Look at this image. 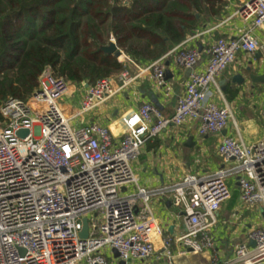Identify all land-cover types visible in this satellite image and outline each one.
<instances>
[{
	"label": "built area",
	"instance_id": "obj_1",
	"mask_svg": "<svg viewBox=\"0 0 264 264\" xmlns=\"http://www.w3.org/2000/svg\"><path fill=\"white\" fill-rule=\"evenodd\" d=\"M235 16L250 26L236 38L220 37L209 45L203 71L196 70L200 52L185 42L145 65L123 54L119 60L125 71L88 87L56 77L46 68L27 100L11 98L2 105L0 264H108L107 251L114 250L127 264L156 254L162 230L150 215V193L138 188L137 193L124 194L121 188L137 184L134 163L146 143L166 128L199 120L198 134L203 137L221 133L230 121L236 125L230 107L216 102V97L223 99L219 78L242 53L264 56V42L255 35L264 29V0H242ZM220 26L199 34H210ZM172 54L180 67L191 72L173 117L164 118L145 103L123 118L118 142L98 118L90 122L89 116L141 78L151 76L158 87L169 90L165 61ZM258 65L264 63L255 59L248 63V67ZM130 66L138 70L136 75ZM21 131L28 134L18 135ZM218 154L224 163L234 164L241 204L264 211V141L246 145L225 137ZM228 176L226 170L212 177L188 175L172 188L174 206L182 211L185 224V232L174 241L179 256L215 251L216 215L231 198ZM139 198L141 212H137ZM85 218L90 233L83 240ZM249 239L256 247L240 244L227 264H264V227L253 230ZM162 243V252L172 263V241Z\"/></svg>",
	"mask_w": 264,
	"mask_h": 264
},
{
	"label": "crops",
	"instance_id": "obj_2",
	"mask_svg": "<svg viewBox=\"0 0 264 264\" xmlns=\"http://www.w3.org/2000/svg\"><path fill=\"white\" fill-rule=\"evenodd\" d=\"M241 1L227 0L228 6L222 20L188 35L185 40L186 46L200 52L197 71H203L207 65L209 58L206 49L209 45L220 37L236 38L250 26L235 16ZM221 24L217 31L200 35ZM255 35L260 42H264V29ZM254 59L264 63L262 54H257L254 58L245 53L238 55L235 62L219 78L220 84L225 83L226 91L222 90L223 99L216 97V102L219 106L230 107L236 125L230 121L228 127L221 133L201 137L198 134L201 122L188 121L180 127L166 128L146 143L133 165L138 182L129 186L124 194L137 193L138 188H144L150 193V215L161 228L162 237L157 238V252L151 259L144 262L134 260L127 264H227V261L233 259L236 247L244 243L251 246L250 233L264 227V211L257 208L249 209L241 204L238 177L232 172L234 164L224 163L218 154V146L225 137L240 139L246 145L264 141V119L261 117V111L264 109V85L253 84L248 80L240 87L232 81L236 75L246 76L248 63ZM165 67L169 90L158 87L151 76H146L102 108L103 124L111 128L117 142L124 132L123 118L137 111L145 103L153 105L164 118L175 115L178 100L184 93L191 72L180 67L173 54L167 57ZM129 71L132 75L138 73L134 66H130ZM263 73L264 68L258 72L259 75ZM190 138H193L192 146L188 144ZM219 170L229 172L227 180L231 198L222 205L216 215L217 225L213 231L215 251L179 256V247L174 241L185 232V224L182 211L174 206L172 188L188 175L212 177ZM142 210L143 202L139 198L137 212ZM163 239L172 241L171 249L175 253L172 263L167 261L162 252ZM107 262L122 264L111 251H107Z\"/></svg>",
	"mask_w": 264,
	"mask_h": 264
},
{
	"label": "trees",
	"instance_id": "obj_3",
	"mask_svg": "<svg viewBox=\"0 0 264 264\" xmlns=\"http://www.w3.org/2000/svg\"><path fill=\"white\" fill-rule=\"evenodd\" d=\"M225 0H0V109L27 100L46 68L95 84L126 66L101 48L115 39L138 64L160 60L223 19ZM4 119L0 112V125Z\"/></svg>",
	"mask_w": 264,
	"mask_h": 264
},
{
	"label": "water",
	"instance_id": "obj_4",
	"mask_svg": "<svg viewBox=\"0 0 264 264\" xmlns=\"http://www.w3.org/2000/svg\"><path fill=\"white\" fill-rule=\"evenodd\" d=\"M101 50L104 53L108 54V55L115 56L117 59H120L123 56V52L118 49V46H117L116 42H111L108 46L102 47ZM263 67H264V65H258L256 67L249 66V67L246 68V74H245L246 76H244L243 74L236 75V76H234L232 81H233V83L235 85H238L240 87L245 85L248 80L251 83H253V84L264 85V73L261 74V75L258 74V72L261 69H263ZM220 85L222 86V90L226 91L225 83H222ZM86 87H88V84H86ZM26 134H28V132H26V131H21V132L18 133V135H20V136H24ZM188 144L190 146L193 145V138L189 139V143ZM126 190L127 189L125 187L121 188L122 192H125ZM83 225H84V228H83V231L80 234V237H81V239L86 240V239L89 238V233H90L89 232V220L87 218H85L83 220ZM170 232H172V229L170 230ZM251 247H253V248L256 247V244L254 242H252L251 243ZM114 254H115V258L116 259L120 258L119 253L116 250H114ZM122 264H125V263L122 262Z\"/></svg>",
	"mask_w": 264,
	"mask_h": 264
},
{
	"label": "rangeland",
	"instance_id": "obj_5",
	"mask_svg": "<svg viewBox=\"0 0 264 264\" xmlns=\"http://www.w3.org/2000/svg\"><path fill=\"white\" fill-rule=\"evenodd\" d=\"M237 4H238V2H237ZM102 112H103V109L101 108V109L97 110L93 115L89 116L90 122L94 121V116H95V118H98L99 124H103Z\"/></svg>",
	"mask_w": 264,
	"mask_h": 264
}]
</instances>
